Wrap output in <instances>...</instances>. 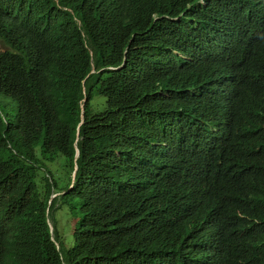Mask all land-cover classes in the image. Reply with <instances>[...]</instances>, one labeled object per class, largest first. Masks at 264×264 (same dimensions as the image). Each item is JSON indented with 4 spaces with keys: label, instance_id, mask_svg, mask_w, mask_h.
<instances>
[{
    "label": "trees",
    "instance_id": "obj_1",
    "mask_svg": "<svg viewBox=\"0 0 264 264\" xmlns=\"http://www.w3.org/2000/svg\"><path fill=\"white\" fill-rule=\"evenodd\" d=\"M0 264H264V0H0Z\"/></svg>",
    "mask_w": 264,
    "mask_h": 264
},
{
    "label": "rangeland",
    "instance_id": "obj_2",
    "mask_svg": "<svg viewBox=\"0 0 264 264\" xmlns=\"http://www.w3.org/2000/svg\"><path fill=\"white\" fill-rule=\"evenodd\" d=\"M44 157L51 161L50 167L52 169V173L54 179L57 181L58 185L63 187L68 179V169L65 165V158L63 156H59L58 159L52 156H48L44 154ZM57 228L62 235V239L67 248L73 245V237L72 233L75 229L74 221H71L70 213L67 212V207L65 206L63 210L59 211L55 215Z\"/></svg>",
    "mask_w": 264,
    "mask_h": 264
},
{
    "label": "water",
    "instance_id": "obj_3",
    "mask_svg": "<svg viewBox=\"0 0 264 264\" xmlns=\"http://www.w3.org/2000/svg\"><path fill=\"white\" fill-rule=\"evenodd\" d=\"M84 113L82 114V117H84ZM79 155V151H77V156ZM76 172H77V167L75 168V171H74V174H73V177H75L76 176ZM55 197H57V195H54L53 196V198H55ZM50 227H51V231H53L54 230V227H53V225L52 224H50ZM57 246H58V248L60 247L58 244H57Z\"/></svg>",
    "mask_w": 264,
    "mask_h": 264
},
{
    "label": "clouds",
    "instance_id": "obj_4",
    "mask_svg": "<svg viewBox=\"0 0 264 264\" xmlns=\"http://www.w3.org/2000/svg\"><path fill=\"white\" fill-rule=\"evenodd\" d=\"M77 151H79V150H77ZM77 173V172H76ZM74 174V173H73ZM73 178H75V177H73ZM58 244V243H57ZM59 245V244H58ZM60 248V247H59Z\"/></svg>",
    "mask_w": 264,
    "mask_h": 264
}]
</instances>
